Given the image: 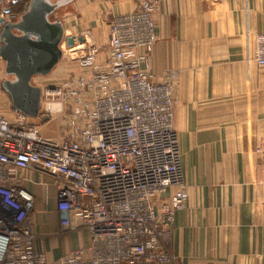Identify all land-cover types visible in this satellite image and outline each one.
<instances>
[{
  "label": "built area",
  "instance_id": "built-area-1",
  "mask_svg": "<svg viewBox=\"0 0 264 264\" xmlns=\"http://www.w3.org/2000/svg\"><path fill=\"white\" fill-rule=\"evenodd\" d=\"M159 1L113 15L103 44L90 31L73 47L63 41L75 64L56 82L35 83L37 116L0 108V264H52L35 246L34 220L49 200L37 207L25 172L53 178L60 228L89 232L58 264H180L169 249L188 202L174 124L180 73L152 69ZM255 58L264 67V33ZM51 124L56 134H44Z\"/></svg>",
  "mask_w": 264,
  "mask_h": 264
},
{
  "label": "crops",
  "instance_id": "crops-1",
  "mask_svg": "<svg viewBox=\"0 0 264 264\" xmlns=\"http://www.w3.org/2000/svg\"><path fill=\"white\" fill-rule=\"evenodd\" d=\"M13 1L0 0V16L28 2ZM62 1L66 35L90 31L97 42L107 40L113 15L135 9V0ZM154 16L152 69L180 73L174 124L188 202L172 224L170 252L180 264H264V67L255 58L264 0H160ZM10 100L0 84V108L9 111ZM24 175L37 207L49 200V213L34 220L35 246L58 264L89 243V232L60 228L51 176Z\"/></svg>",
  "mask_w": 264,
  "mask_h": 264
},
{
  "label": "water",
  "instance_id": "water-1",
  "mask_svg": "<svg viewBox=\"0 0 264 264\" xmlns=\"http://www.w3.org/2000/svg\"><path fill=\"white\" fill-rule=\"evenodd\" d=\"M64 2L28 0L23 12L9 6L0 16V58L5 62L1 85L12 107L32 117L41 105V87L32 83L33 78L53 71L62 59L63 41L67 47L85 41L84 35H66L58 17Z\"/></svg>",
  "mask_w": 264,
  "mask_h": 264
},
{
  "label": "rangeland",
  "instance_id": "rangeland-1",
  "mask_svg": "<svg viewBox=\"0 0 264 264\" xmlns=\"http://www.w3.org/2000/svg\"><path fill=\"white\" fill-rule=\"evenodd\" d=\"M104 42H99V43L103 44ZM67 57H68L67 55L63 56L62 59L60 60V62L53 69V71L50 74L44 76V78H41L40 76H35L33 78L32 83L38 84V83H43V82H56V81H58V79H62L66 75L67 71L70 70V68H72L69 65L75 64L73 62H70V60H68ZM1 66L3 67V73H2L3 77H5V74H4L5 62L4 61L0 62V67ZM10 105L12 107L11 100H10ZM55 129H56V125L51 124L50 126L45 127L42 132L44 134L52 136V135L56 134Z\"/></svg>",
  "mask_w": 264,
  "mask_h": 264
},
{
  "label": "trees",
  "instance_id": "trees-1",
  "mask_svg": "<svg viewBox=\"0 0 264 264\" xmlns=\"http://www.w3.org/2000/svg\"><path fill=\"white\" fill-rule=\"evenodd\" d=\"M26 3H27V2H25V4H26ZM19 9H21V7H18V10H19Z\"/></svg>",
  "mask_w": 264,
  "mask_h": 264
},
{
  "label": "bare ground",
  "instance_id": "bare-ground-1",
  "mask_svg": "<svg viewBox=\"0 0 264 264\" xmlns=\"http://www.w3.org/2000/svg\"><path fill=\"white\" fill-rule=\"evenodd\" d=\"M155 17V16H154Z\"/></svg>",
  "mask_w": 264,
  "mask_h": 264
}]
</instances>
